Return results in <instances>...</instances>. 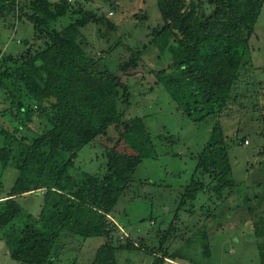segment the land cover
<instances>
[{"label":"trees","instance_id":"1","mask_svg":"<svg viewBox=\"0 0 264 264\" xmlns=\"http://www.w3.org/2000/svg\"><path fill=\"white\" fill-rule=\"evenodd\" d=\"M185 2L156 0L163 25L151 30L147 44L167 49L171 62L153 72L155 81L190 120L202 121L214 114L227 120V111L238 104V78L245 60L250 61L245 54L264 0H191L187 6ZM74 6L68 0H0L3 26L26 20L33 29L24 49L0 56V90L6 91L8 100L7 105L0 100V166L17 170L7 191H2L0 182V226L8 254L17 264H52L62 234L103 237L92 264L114 261L115 250L140 249L143 243V238L137 237L138 244L127 237L125 243L116 239L113 244L112 235L120 231L113 218L114 207L132 183L141 156L109 148L102 175L75 167L74 159L84 145L105 135L109 127L122 125L119 106L129 105L130 92L120 75L98 69L95 59L83 50L81 29L99 23L102 17L85 10L81 2ZM66 13L71 20L56 26L57 18ZM147 44L142 49L128 48L130 56L119 71L135 69ZM5 119L14 124V131L4 126ZM34 119L38 126L32 130L29 124ZM21 130L31 135L17 134ZM206 179L213 182L211 194L220 200L224 190L234 185L219 122L197 158L179 208L186 200H196L198 192L207 191ZM37 191L43 193L44 203L33 217L17 197ZM263 224L261 217L258 237L264 235ZM172 226L173 221L151 234L159 236L161 245L179 244L183 237H170ZM198 230L201 252L208 258L207 230L204 226ZM192 237L185 243L191 244ZM258 247L264 264V242ZM178 253L179 248L172 252L164 248L154 254V264L175 261Z\"/></svg>","mask_w":264,"mask_h":264},{"label":"rangeland","instance_id":"2","mask_svg":"<svg viewBox=\"0 0 264 264\" xmlns=\"http://www.w3.org/2000/svg\"><path fill=\"white\" fill-rule=\"evenodd\" d=\"M185 1L187 6L191 0ZM68 2L75 3L74 7L76 2H81L85 10L102 17L99 23H89L81 29L83 50L87 57L95 59L98 69L106 68L120 75L130 92L129 105L119 106L122 125L109 127L105 135L84 145L74 159L75 167L102 175L106 169L105 152L109 148L141 156L132 183L114 207L113 218L120 231L112 235L113 244L116 239L123 243L127 237L138 244L137 237L143 238V243L140 249L115 250L114 261L104 260L100 264H154V254L164 248L168 252L179 248V255L174 263L162 264H261L258 244L264 242V235L258 237L256 230L260 218H264V2L248 41L245 59L250 61L245 60L238 78V104L227 111V120L214 114L202 121L185 116L162 84L155 81L153 72L171 62L167 49L162 51L147 44L152 39L151 30L163 25L156 0ZM207 10L212 7L208 6ZM70 16L66 13L57 18L56 26L66 25ZM32 34V25L26 20L6 26L0 23V56L24 49L25 41H31ZM144 44L146 49L137 67L119 71V65L130 56L128 48L142 49ZM6 96V91L1 89L3 105L8 104ZM36 122L34 119L29 124L30 129L37 128ZM216 122L221 124L225 136L234 185L224 190V198L220 200L211 194L213 182L206 179L207 191L198 192L196 200H186L179 208L184 187L191 180L197 158ZM3 124L14 131V124L6 119ZM17 134L30 136L31 132L21 130ZM244 136L247 144L242 142ZM16 176L13 166H0L3 192L12 186ZM17 201L36 217L44 196L37 191L19 196ZM172 221L170 237L179 234L183 240L176 245H161L159 236L151 232L163 229ZM202 226L207 230L210 244L208 258L203 256L198 242V227ZM3 231L0 226V264H17L8 254ZM190 235H193L191 244L185 243ZM170 237L168 234V240ZM103 239L62 234L52 264H92Z\"/></svg>","mask_w":264,"mask_h":264},{"label":"built area","instance_id":"3","mask_svg":"<svg viewBox=\"0 0 264 264\" xmlns=\"http://www.w3.org/2000/svg\"><path fill=\"white\" fill-rule=\"evenodd\" d=\"M243 143H244V144H247V143H248V140H247V139H245V140L243 141Z\"/></svg>","mask_w":264,"mask_h":264},{"label":"crops","instance_id":"4","mask_svg":"<svg viewBox=\"0 0 264 264\" xmlns=\"http://www.w3.org/2000/svg\"><path fill=\"white\" fill-rule=\"evenodd\" d=\"M167 262H173L174 263V261H171V260H167Z\"/></svg>","mask_w":264,"mask_h":264}]
</instances>
